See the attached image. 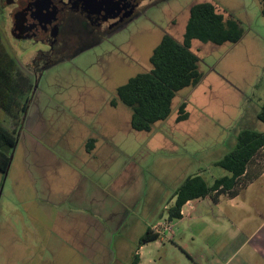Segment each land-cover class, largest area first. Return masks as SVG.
Instances as JSON below:
<instances>
[{
    "label": "rangeland",
    "instance_id": "1",
    "mask_svg": "<svg viewBox=\"0 0 264 264\" xmlns=\"http://www.w3.org/2000/svg\"><path fill=\"white\" fill-rule=\"evenodd\" d=\"M200 1L149 7L100 45L34 70L46 47L13 34L15 5L0 0L3 43L35 83L8 172L0 171V264H132L135 252L142 264H264L249 242L264 220V177L235 201L207 196L169 219L186 177L201 172L212 184L228 175L215 162L239 131L264 130L260 1L208 0L239 19L244 35L235 43L193 40L204 77L180 90L170 116L150 131L133 129L131 108L112 104L119 85L151 68L165 33L183 39L190 6ZM183 101L190 114L178 122ZM0 121L13 127L1 107ZM260 158L264 164V150ZM149 228L160 236L141 244Z\"/></svg>",
    "mask_w": 264,
    "mask_h": 264
},
{
    "label": "trees",
    "instance_id": "2",
    "mask_svg": "<svg viewBox=\"0 0 264 264\" xmlns=\"http://www.w3.org/2000/svg\"><path fill=\"white\" fill-rule=\"evenodd\" d=\"M259 1L264 15V0ZM243 35L241 21L228 11L219 9L214 2L204 0L192 4L183 39L180 41L172 34L165 33L150 55L151 68L119 85L112 104L117 105L121 101L131 108L130 124L133 129L150 131L156 122L170 116L177 93L197 85L204 77L200 57L192 48L193 40L235 43ZM34 86L32 76L5 47L0 33V107L11 116L13 124V127H9L0 121V171L5 174L11 163L12 150L17 145L18 127L32 100ZM187 105V101L179 105L178 122L189 118ZM257 117L264 123V101ZM93 141L94 138L88 140L90 147H93ZM263 150L264 130L241 129L233 148L215 162L229 174L217 177L212 184L201 172L186 177L174 191L175 203L169 208V219H180L182 208L189 200L209 196L217 203L224 193L231 197L237 195L251 181L253 172H261L256 165L261 164ZM159 236V231L149 228L140 243ZM132 264H142L140 253L135 252Z\"/></svg>",
    "mask_w": 264,
    "mask_h": 264
},
{
    "label": "flooded vegetation",
    "instance_id": "3",
    "mask_svg": "<svg viewBox=\"0 0 264 264\" xmlns=\"http://www.w3.org/2000/svg\"><path fill=\"white\" fill-rule=\"evenodd\" d=\"M34 1L12 0L14 14L24 11L20 31L13 34L46 47L39 49L34 64H29L36 70L73 58L80 48L100 45L149 7L170 0H52L57 11L55 18L38 12Z\"/></svg>",
    "mask_w": 264,
    "mask_h": 264
},
{
    "label": "crops",
    "instance_id": "4",
    "mask_svg": "<svg viewBox=\"0 0 264 264\" xmlns=\"http://www.w3.org/2000/svg\"><path fill=\"white\" fill-rule=\"evenodd\" d=\"M95 149V148H94ZM256 165V164H255ZM257 166V168L259 169H261V172L259 173V170L258 171H255V172H253L252 173V179H251V181H249V183L247 184V186L246 187H250V185L252 184V183H254V182H256L257 180H259V179H261L262 177H264V164H258V165H256ZM256 185H257V183H256ZM246 187H244L243 189L245 190V188ZM259 187V186H258ZM261 188V187H260ZM243 189H241L240 191H239V193L237 194V195H235V196H233V197H231V196H229L228 194H222V195H220L219 196V201L217 202V203H215L213 200V202L215 203V204H219L220 202H221V200L223 199V198H226V199H230L231 201H235L236 200V198H237V196H239L240 194H241V192L243 191ZM207 197V196H206ZM205 198V197H204ZM210 198V197H209ZM199 199H201V198H198V199H194V200H189L187 203H185V205L183 206V208H182V217L180 218V219H182L183 217H184V215L186 214V211H185V206H187V205H191V206H193V204H195V202H197V201H199ZM257 203V202H256ZM256 206H259L258 205V203H257V205ZM261 208V207H260ZM262 219L264 218V216H262L261 217ZM257 219H258V217H257ZM248 240V239H247ZM249 242L251 243V244H253V247H254V250L257 252V253H260V254H262L263 256H264V220H263V222L261 223V225L253 232V234L251 235V238H250V240H249ZM141 256V255H140ZM233 264H240V263H238V262H234Z\"/></svg>",
    "mask_w": 264,
    "mask_h": 264
},
{
    "label": "water",
    "instance_id": "5",
    "mask_svg": "<svg viewBox=\"0 0 264 264\" xmlns=\"http://www.w3.org/2000/svg\"><path fill=\"white\" fill-rule=\"evenodd\" d=\"M34 3L37 7L38 12L46 13L53 18L56 17L57 11H56V7L52 6L51 4L52 0H35ZM14 18H15V24L12 30L13 33H15L16 31H20V25L24 19V11L21 10V11L16 12L14 14ZM34 90H35V86H34Z\"/></svg>",
    "mask_w": 264,
    "mask_h": 264
}]
</instances>
